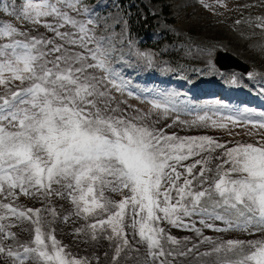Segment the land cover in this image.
<instances>
[{"label":"snow or ice","instance_id":"obj_1","mask_svg":"<svg viewBox=\"0 0 264 264\" xmlns=\"http://www.w3.org/2000/svg\"><path fill=\"white\" fill-rule=\"evenodd\" d=\"M0 16V264H100L57 239L58 222L73 226L78 246L106 241L107 264L189 256L201 264L213 256L214 264H264V134L229 147L157 127L153 113L166 119L177 111L176 94L148 101L147 112L122 99L133 96L117 67L123 57L97 34L85 0H0ZM223 120L211 126L227 129ZM194 216L205 228L245 238L213 240L185 223ZM163 222L194 231L211 249L182 247Z\"/></svg>","mask_w":264,"mask_h":264},{"label":"rangeland","instance_id":"obj_2","mask_svg":"<svg viewBox=\"0 0 264 264\" xmlns=\"http://www.w3.org/2000/svg\"><path fill=\"white\" fill-rule=\"evenodd\" d=\"M206 3L212 5V10L205 8L200 0H131L128 7H134L141 11L147 9L151 15L156 16L153 28L149 32V38L156 44L162 43V48L158 50L159 54L163 53V56L159 55V63L162 62L166 68L172 69L170 78L163 77L157 81L152 76L141 79L143 76L136 74L138 65L132 59L130 52L133 44L129 41L124 30L122 13L115 0H85V4L90 9H95V19L100 25L98 29L100 34H97L108 37L116 48L115 55L123 57V64H117V67L122 66L127 83L145 88L137 90L133 86L136 91L133 92V96L129 97L125 93L122 97L132 105L133 109L147 112L151 109V104L148 103L152 100L150 97L176 94L177 111L169 112L166 119L161 113L154 112L152 116L153 120H159L156 126L163 128L168 134L174 133L180 137L207 135L229 147L237 142L255 143L262 138L261 134H264V129L258 128L260 122L246 124L245 121L248 120L243 118L239 120L240 123L233 125L231 122L223 120L224 117H228L223 114L231 115L236 112L242 117L245 115L264 117L261 115L264 113V28L256 26L260 23L258 18H264V0H222V3L227 7L221 6L217 0H206ZM165 4L168 5V10L173 18V21L169 23L163 17L165 14L163 5ZM0 20H3L2 16H0ZM236 21H240V23L237 24ZM156 44L151 46V52H156ZM217 51L229 52L248 64L251 68L249 74H243L234 69H218L213 61ZM151 52L150 55H147L150 59H152ZM167 53L182 57V60L177 57L171 58L166 55ZM133 65L134 68H132ZM128 86L130 85L128 84ZM145 91H148V96H143ZM198 92L205 93L199 97ZM178 100L184 104L208 102L213 107L204 112H192L186 115L179 110ZM205 114L211 119L205 122L197 120L198 116ZM177 117L185 123H174ZM211 120H223L228 124V128L212 127ZM253 124L257 126L253 127ZM191 162L189 160L183 163ZM180 170L183 171V169ZM114 198L119 199L115 195ZM21 203L26 206L42 207L39 201L29 200L25 197H21ZM185 223L191 222L185 220ZM215 223L216 227H224L220 221H215ZM168 225L167 222L161 224L162 227L166 226L175 231V234L171 235L183 242L182 247H187L184 243L185 238H188L187 241L202 239L196 236L194 231L173 226L168 227ZM66 226H68L67 230L64 229ZM201 226L195 225L201 229L203 234L211 233L210 237L215 240L245 238L244 234L238 232L214 233L213 229L201 228ZM54 227H63L60 234H65V239L61 240L64 244L71 248L77 246L74 237L68 231L73 227L72 225L58 222ZM102 244L106 246L107 242L104 241ZM166 247L174 246L166 245ZM209 247L211 245L200 244L199 251H206ZM187 259L190 263L200 261V258L193 256H189ZM204 261L206 264H214L215 256L204 258Z\"/></svg>","mask_w":264,"mask_h":264},{"label":"trees","instance_id":"obj_3","mask_svg":"<svg viewBox=\"0 0 264 264\" xmlns=\"http://www.w3.org/2000/svg\"><path fill=\"white\" fill-rule=\"evenodd\" d=\"M115 2L118 4L120 11L123 16L124 21V28L126 29V32L128 33L129 40L133 44L132 50L134 53V57L138 59L139 63L141 64L142 70L146 71L149 68H152L153 65L151 62H154L153 59H150L147 57V55H150V48L151 45L149 44V41L147 40L148 32L153 28L154 20L156 18L155 15H151L150 12L147 9H144L141 11L140 9H135L134 7H128L131 0H115ZM163 11H164V19L167 20V22H172L173 18L171 17V13L168 10V5H163ZM100 34L99 32H97ZM139 38L143 41V50H148L145 53L141 50H139V46L135 43V40ZM159 45H157L158 47ZM137 50H139V55L137 54ZM141 53H148L146 55H140ZM172 58H178L177 55H171ZM29 206V205H28ZM67 227L64 228L67 230ZM63 227L56 228V236L59 240L65 239V234H60L61 229ZM71 228H69V233L71 232ZM170 234H175V231H172V229H169ZM197 236V235H196ZM196 239V238H193ZM199 239L197 238L196 241H184L187 247H192L193 244H199ZM72 252L78 253L80 256H88L90 258H93L95 256H98L100 259V264H107V259L104 256L105 252H109L110 249L108 246L101 244L100 246H97L95 249L91 247H87L84 245H75L74 247H69ZM184 259V260H183ZM185 257H180L178 261L175 262V264H201V260L199 262L190 263L188 259L186 260ZM93 262H95V259H93Z\"/></svg>","mask_w":264,"mask_h":264},{"label":"water","instance_id":"obj_4","mask_svg":"<svg viewBox=\"0 0 264 264\" xmlns=\"http://www.w3.org/2000/svg\"><path fill=\"white\" fill-rule=\"evenodd\" d=\"M215 63L219 66L220 69L235 68L244 73L250 71V67L248 64L229 52L218 51L216 53Z\"/></svg>","mask_w":264,"mask_h":264}]
</instances>
